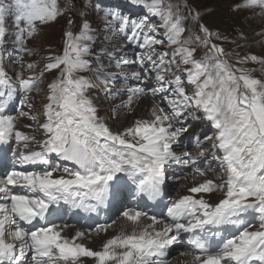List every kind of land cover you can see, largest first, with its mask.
Returning <instances> with one entry per match:
<instances>
[{
    "label": "snow or ice",
    "instance_id": "obj_1",
    "mask_svg": "<svg viewBox=\"0 0 264 264\" xmlns=\"http://www.w3.org/2000/svg\"><path fill=\"white\" fill-rule=\"evenodd\" d=\"M129 2L144 15L104 13L121 43L95 52L85 19L78 33L65 32L60 54L25 77L3 66L8 39L31 56L27 41L63 12L58 0H0V264H170L175 246L185 249L184 264H264V78L230 64L214 42L223 38L205 25L185 37L186 17L165 0ZM234 7L264 18V0ZM248 60L264 64L256 54L238 63ZM97 81L119 101L111 119L150 99L146 115L114 131L99 115ZM41 85L46 102L34 114L31 94ZM191 121L211 132L194 136L196 155L181 139ZM169 180H183L185 194L172 198ZM111 208L119 215L110 223L73 235L57 223L67 210ZM93 236L105 237L97 249L85 243Z\"/></svg>",
    "mask_w": 264,
    "mask_h": 264
},
{
    "label": "rangeland",
    "instance_id": "obj_2",
    "mask_svg": "<svg viewBox=\"0 0 264 264\" xmlns=\"http://www.w3.org/2000/svg\"><path fill=\"white\" fill-rule=\"evenodd\" d=\"M101 1L103 3V0H101ZM108 1H110V0H108ZM176 1L177 0H165L166 3H170L173 5L174 10H178L183 16H185L187 18L186 20H183V24L186 28L184 36H186L187 34L193 35L195 28H196V30H195L196 35H202V33L200 32V24L205 25L213 33H215L216 31L219 32L220 22L222 23L224 21V17L230 12L233 13V17L237 18L240 21V23L242 24V17L245 14H247L249 11L244 7H239V8L234 7L235 5H240L241 0H237L235 3H233V0H219V2L223 5V8H221V10H223V11H221L220 13L219 12L217 13L216 17L213 18L211 26H209L208 24H206V22H203L200 17L198 18V22L196 20V24H195L188 17L187 12H186V7L183 10H181L179 4ZM184 1H185V4L187 7H194V5L192 6L188 0H184ZM63 2L68 3L69 5H67V8H64L62 6V3L58 0V4H59V6L63 12L62 16L58 20L48 24L47 25L48 27L44 26L43 31L39 32L33 38L28 40V47L32 50L33 54L31 56L25 55V60H26V62L27 61L41 62V60H42V64L40 65V67L37 70H39L43 67V64L45 63L46 56L50 54L49 52H46V50L49 49V46H54L57 49V51H62L63 44H64L65 32L71 30L76 25L80 27L82 21L87 19L88 13L94 14L95 22H94L92 28L95 31V33H96V30L99 33V36L96 37V40L105 36V34H104L105 32L100 31V28L102 26L98 25V22L100 20L99 14L97 13V9H94V7L97 6L96 0H63ZM88 3H89V5L86 6V4H88ZM70 4L74 7V9ZM112 7L113 6H108V7H104V8H112ZM195 8L198 10V13H200L201 9L199 7H197L196 5H195ZM240 9H241V11H240ZM187 11H188L189 15L190 14L192 15V12L188 8H187ZM191 17L194 18V16H191ZM69 18H71L73 20V24L71 26L68 25ZM188 26H191L193 29L187 28ZM225 39H230V40L225 41L222 39H215L214 38V42L217 44H220L224 48L225 53H226V56L224 58L230 64L235 65L238 68H244V69L248 70L251 74L252 73L259 74V73L263 72L264 64H261V69H260L257 62H253L250 60H248L244 63H238L237 62L238 56H239L238 60L242 61L245 57L249 56V52H250L249 49L246 46L242 45V43H239L238 39H231V38H225ZM8 40H11V39H8ZM248 40H251V39H248ZM48 41L51 42V45L44 46V44H46V42H48ZM193 46L196 47V45H193ZM236 46H239V47H236ZM204 49L205 48L203 46H199V47H197V52L204 50ZM5 50H6V48H5ZM197 52H196L197 58L200 56L203 57L206 53V51H204L203 53H201V52L197 53ZM250 53L255 54V52H250ZM237 54H239V55L237 56ZM31 70H33V69H31ZM31 70H29L27 72H31ZM47 76L52 77L51 75L46 74L45 80H46ZM47 80H51V78H48ZM38 97L43 98V93L39 94ZM95 97H96V101L100 100L101 103H104L103 102V96H102V100H101L100 99L101 96L99 95V93L97 94V96L95 95ZM37 102L41 103L42 101L38 100ZM104 105H105V107H107V106L109 107V104L104 103ZM107 121H108V119H107Z\"/></svg>",
    "mask_w": 264,
    "mask_h": 264
},
{
    "label": "bare ground",
    "instance_id": "obj_3",
    "mask_svg": "<svg viewBox=\"0 0 264 264\" xmlns=\"http://www.w3.org/2000/svg\"><path fill=\"white\" fill-rule=\"evenodd\" d=\"M192 5H195L201 9L199 15L201 16V19L206 22L209 26H211L213 18L216 17L217 13L223 11L221 8H223V5L219 2V0H188ZM237 0H233V3H235ZM103 3L106 4L107 6H113V7H122L124 10H129L133 14H139V13H144V10H142L141 7H138L134 4H131L128 0H103ZM241 3V2H240ZM112 7V8H113ZM248 10V9H247ZM241 11V9H240ZM230 12V11H229ZM245 13V12H244ZM242 26V27H241ZM48 27V26H47ZM48 29V28H47ZM219 34L220 37L222 38H231V39H238L239 43H242V45L246 46L250 52H255L257 56H261L264 58V38H261L258 36V33H260L262 30H264V18H261L260 15H253L252 11H248L247 14H245L242 17V24L240 21L233 17V13H228L224 17V21L221 23L220 22V28H219ZM251 39V40H248ZM36 41V40H35ZM47 41V40H46ZM121 43V42H117ZM51 45V42L48 41L44 46ZM43 46V47H44ZM46 52H49L50 54H59L56 51V48L54 46H49V49L46 50ZM11 63L15 64V61H11ZM13 64H7L3 65L5 70L9 73V75H13L10 71L15 68ZM40 70V69H39ZM37 70V71H39ZM46 75V74H45ZM53 77V76H52ZM48 79V78H47ZM43 92V98H42V103L38 102L37 103V110L41 111L42 110V105L43 103L46 102L45 98V93ZM94 96H97V92L93 91ZM97 106L99 107V115L102 117L106 118V122L109 124L110 127L114 131L120 130L122 126H125L131 121L139 116H145L146 115V109L147 107L150 106L151 101L150 99H145L141 102V106L137 109L136 112L132 113L131 115L127 117H119L117 120L111 119V112L109 111L112 106L116 103H119V101H112V100H107L106 103H111V108L106 111L107 107H105L104 103H101L100 100L96 101ZM43 117L41 115L40 120H42ZM108 119V121H107ZM23 124H32L33 127H35V124L32 120H22ZM192 124L194 125H203V128L208 130L205 125L200 122V121H191ZM24 131L27 132H32V129H23ZM209 131V130H208ZM36 135V133H34ZM209 134L211 135V132L209 131ZM41 134H38L37 137H40ZM182 188H180V191ZM119 223V222H118ZM114 232H111L113 234ZM101 242V241H100ZM187 259V257H183L179 254H175L172 257V260L170 264H184V261Z\"/></svg>",
    "mask_w": 264,
    "mask_h": 264
}]
</instances>
